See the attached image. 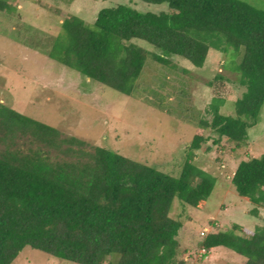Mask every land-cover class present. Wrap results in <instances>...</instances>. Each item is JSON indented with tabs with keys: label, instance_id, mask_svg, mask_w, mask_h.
<instances>
[{
	"label": "trees",
	"instance_id": "1",
	"mask_svg": "<svg viewBox=\"0 0 264 264\" xmlns=\"http://www.w3.org/2000/svg\"><path fill=\"white\" fill-rule=\"evenodd\" d=\"M144 1L167 2L171 11L144 13L119 4L104 7L93 26L71 14L53 38L49 57L131 95L151 55L164 64L171 57L203 67L216 51L236 59L243 50L236 69L246 91L235 100L236 114L221 113L228 78L219 73L213 120L202 123L238 147L247 144L264 107V9L243 0ZM15 9L10 0H0L1 11ZM0 140V264H12L26 246L76 264H186L179 259L184 225L170 213L176 198L198 207L217 183L195 163L196 150L207 142L202 132L180 177L62 137L57 128L8 106H0ZM54 151L61 156L53 158ZM232 181L240 195L264 206V155L242 160ZM252 213L259 216L258 207ZM202 246L227 247L244 264H264V226L247 234L234 224L209 233Z\"/></svg>",
	"mask_w": 264,
	"mask_h": 264
},
{
	"label": "rangeland",
	"instance_id": "2",
	"mask_svg": "<svg viewBox=\"0 0 264 264\" xmlns=\"http://www.w3.org/2000/svg\"><path fill=\"white\" fill-rule=\"evenodd\" d=\"M264 9V0H243ZM16 9L0 10V106H8L57 128L62 137H77L92 146L120 153L180 177L190 145L199 132L207 142L196 150L195 163L217 178L208 200L198 207L176 198L171 217L183 222L179 234L180 258L186 264H244L242 255L227 247L203 252L205 237L239 224L244 233L264 226V206L238 193L232 178L242 160L264 155V107L259 122L249 129V141L241 147L217 134L211 123L215 77L224 74L227 102L221 113L235 115V100L246 87L234 59L216 51L203 67L176 58L160 63L154 55L131 95L91 81L76 69L49 57L53 38L64 19L76 14L93 26L98 13L109 6L130 5L144 13L170 12L169 3L144 0H10ZM153 54L160 53L140 42ZM216 50V49H214ZM187 71H184V69ZM223 89V87H222ZM231 94V96H230ZM202 128V129H201ZM37 146V144H35ZM4 144L0 140V148ZM208 148V149H206ZM53 158L59 155L52 153ZM63 156V154H62ZM258 207L259 216L252 211ZM243 234L242 232H239ZM12 264H76L26 246Z\"/></svg>",
	"mask_w": 264,
	"mask_h": 264
},
{
	"label": "built area",
	"instance_id": "3",
	"mask_svg": "<svg viewBox=\"0 0 264 264\" xmlns=\"http://www.w3.org/2000/svg\"><path fill=\"white\" fill-rule=\"evenodd\" d=\"M203 252H206V249L203 248Z\"/></svg>",
	"mask_w": 264,
	"mask_h": 264
}]
</instances>
